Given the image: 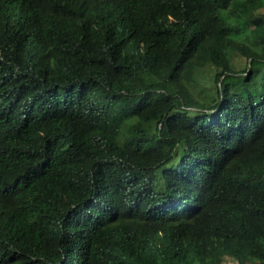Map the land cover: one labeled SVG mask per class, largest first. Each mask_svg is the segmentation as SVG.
Returning <instances> with one entry per match:
<instances>
[{"label": "trees", "instance_id": "16d2710c", "mask_svg": "<svg viewBox=\"0 0 264 264\" xmlns=\"http://www.w3.org/2000/svg\"><path fill=\"white\" fill-rule=\"evenodd\" d=\"M225 255L264 264V0H0V264Z\"/></svg>", "mask_w": 264, "mask_h": 264}, {"label": "rangeland", "instance_id": "374dc122", "mask_svg": "<svg viewBox=\"0 0 264 264\" xmlns=\"http://www.w3.org/2000/svg\"><path fill=\"white\" fill-rule=\"evenodd\" d=\"M227 19L231 23V26H232L234 33H240V32H243L245 30H249L253 26V24L249 20H240V19H236L234 17H227ZM247 62H248V60H247ZM210 86L213 87V85H210ZM190 250L195 251V248H190ZM220 264H239V263L236 259L232 258L231 256L225 255V256H223V260L221 261ZM248 264H250V263H248Z\"/></svg>", "mask_w": 264, "mask_h": 264}]
</instances>
